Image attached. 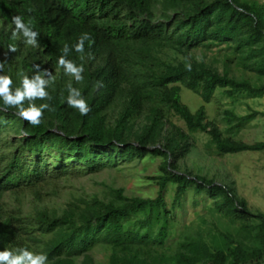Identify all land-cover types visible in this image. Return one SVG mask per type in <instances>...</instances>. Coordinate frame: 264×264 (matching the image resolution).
I'll return each mask as SVG.
<instances>
[{
    "label": "trees",
    "instance_id": "obj_1",
    "mask_svg": "<svg viewBox=\"0 0 264 264\" xmlns=\"http://www.w3.org/2000/svg\"><path fill=\"white\" fill-rule=\"evenodd\" d=\"M16 15L32 21L37 46L13 37ZM83 33L89 39L78 53ZM66 44V58L84 68L82 81L58 64ZM0 62L13 89L45 70L52 77L50 99L33 101L49 106L37 126L0 100V251L43 252L48 264H92L97 249L106 264H264V213L228 184L191 178L178 165L196 133L208 136L219 157L264 151V142L227 135L263 113L224 111L225 134L203 106L192 113L180 96L185 88L204 103L217 91L263 97L264 0H0ZM69 84L81 91L87 115L68 106ZM146 158L161 159L147 178L157 187L153 198H129L120 188L48 205L71 180L122 173ZM190 191L211 204L218 224L169 247L174 211Z\"/></svg>",
    "mask_w": 264,
    "mask_h": 264
},
{
    "label": "rangeland",
    "instance_id": "obj_2",
    "mask_svg": "<svg viewBox=\"0 0 264 264\" xmlns=\"http://www.w3.org/2000/svg\"><path fill=\"white\" fill-rule=\"evenodd\" d=\"M212 54H207L211 59ZM222 70V64L218 65ZM233 72L235 69L232 70ZM237 75V73H234ZM181 102L195 113L201 106L205 108L208 121L215 124L223 133L227 134V125L223 120V112L233 111L238 116L259 112L264 114V95L261 98H249L239 95L234 99L217 91L209 103L202 100L191 91L183 88ZM172 122L185 130L183 123L176 117ZM186 131V130H185ZM231 135L234 139L247 143L264 142V117L258 116L250 123L241 127ZM193 144L190 153L179 161V171L191 178L197 175L208 179H215L217 183L231 186L239 199L246 200L250 208L264 213V151L247 152L236 155L216 156L214 149L208 145V136L204 133L192 134ZM161 163L160 158H146L142 162L134 163L133 168L122 173L112 170H102L93 176H86L71 180L69 185L62 189L61 196L48 200L49 206H62L70 196H104L110 189H123L124 195L140 198H153L157 187L148 180V177L157 175ZM174 184H169L166 190V202L171 206L174 195ZM10 205H12L10 203ZM210 203L203 201V196L196 197L193 191L188 192L182 206L174 211L173 221L170 223V235L167 246L183 237L185 233L200 227L210 229L218 224L216 217L209 213ZM92 264H106L100 249L92 254Z\"/></svg>",
    "mask_w": 264,
    "mask_h": 264
},
{
    "label": "clouds",
    "instance_id": "obj_3",
    "mask_svg": "<svg viewBox=\"0 0 264 264\" xmlns=\"http://www.w3.org/2000/svg\"><path fill=\"white\" fill-rule=\"evenodd\" d=\"M11 22L14 25L13 37L20 34L24 37L25 43L32 46H37V37L39 32L33 30L32 21L25 22L24 18L20 15L13 16ZM89 39L87 33H83L76 45H74L75 51L78 53L84 52L85 41ZM11 51H15L14 47L9 48ZM63 55L59 58L58 64L62 66L65 73L71 74L74 79L79 82L83 80L82 73L84 68L82 65H77L72 60L67 59L70 48L66 44L63 48ZM3 62H0V70L4 68ZM39 65L35 66L36 70H39ZM50 74L45 70L37 75H34L31 79L25 77L23 79L22 87L12 88L13 81L8 75H0V100L4 105L9 107L18 108V115L28 121L32 126H37L41 123V117L48 104H42L37 107L33 101L36 99H50L49 93L46 90L52 80L50 76L49 80H45L43 77ZM97 87H103V84L98 82ZM69 96L67 98V104L71 108L78 109L81 115H87L90 111L86 100L81 95V91L77 88H73L71 84L68 85ZM29 102L27 108L24 107L25 101ZM0 264H48V256L46 253H36L29 251L26 248H20L17 250L4 249L0 251Z\"/></svg>",
    "mask_w": 264,
    "mask_h": 264
}]
</instances>
